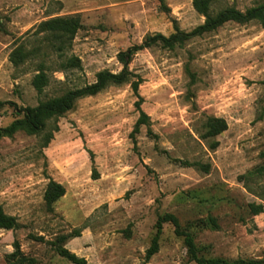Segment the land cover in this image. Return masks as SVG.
Listing matches in <instances>:
<instances>
[{
  "label": "rangeland",
  "instance_id": "rangeland-1",
  "mask_svg": "<svg viewBox=\"0 0 264 264\" xmlns=\"http://www.w3.org/2000/svg\"><path fill=\"white\" fill-rule=\"evenodd\" d=\"M193 1L0 0V129L17 119L15 107L35 108L94 84L102 71L120 73L118 55L148 36L193 32L205 23ZM259 5L264 0H217L212 11ZM74 16L82 29L65 56L79 58L83 70L57 72L59 42L39 27ZM21 48L32 55L15 64ZM40 63L51 82L42 95L32 85ZM129 69L143 80L142 110L150 117L136 145L130 136L140 114L130 84L78 101L39 135L0 142V206L20 225L0 230V264L15 239L39 264H72L53 243L75 232L80 237L66 248L88 264H143L168 214L193 236L200 258L264 264V211L251 214V205L264 209V175L251 177L264 168V27L227 23L184 47L156 45L137 53ZM212 119L227 130L205 139ZM51 182L66 194L48 207ZM148 264L197 263L167 223Z\"/></svg>",
  "mask_w": 264,
  "mask_h": 264
},
{
  "label": "trees",
  "instance_id": "trees-1",
  "mask_svg": "<svg viewBox=\"0 0 264 264\" xmlns=\"http://www.w3.org/2000/svg\"><path fill=\"white\" fill-rule=\"evenodd\" d=\"M217 0H194V9L205 18V23L195 29L191 33H184L176 29L175 33L170 37H165L161 34H155L148 36L142 45L130 48L127 52L120 53L118 55L119 62L123 65V70L114 74L109 71H102L97 74L96 82L91 85H86L83 88H77L65 92L62 96L49 99L40 102L35 108L18 109L15 107V114L17 119L8 127L0 129V142L3 139L13 138L18 133H25L29 136H36L43 133L46 128L54 121L62 118L65 114L71 112L76 107L78 101L91 98L99 95L106 89L112 86H122L130 84L132 91L138 101L135 104L137 111L140 114L138 121L131 134V139L136 145V136L140 133L142 127H147L150 124V117L142 110L143 99L140 96L139 90L143 83V80L134 75L129 66L133 60V57L140 51L150 49L153 46L160 45L165 49L174 50L176 47H184L190 40L198 37H202L205 34L214 33L223 27L227 23H236L245 25L253 21H258L264 27V5L247 10L246 12H240L233 8H228L217 14H213V6ZM82 29L81 18L78 16L69 18H57L51 21L45 22L40 25L39 33H45L48 36L59 42V45L53 48L60 56L61 61L58 71L62 73H68L71 71L83 70L81 60L75 56L67 58L65 51L70 44L74 41L77 33ZM38 33V32H37ZM36 34V33H34ZM32 53H28L21 48L16 56L13 57L15 64H24L30 59ZM16 57V59H15ZM50 68L45 63H40L37 68V73L34 76L32 85L38 94L42 95L45 90L50 86V77L48 71ZM5 103H0V108L4 107ZM207 132L204 135L205 139H212L219 136L222 132L227 130V124L221 119H212L208 121ZM57 130V129H56ZM52 137L50 138V140ZM218 148V143L215 142L212 145V149ZM264 175V168L258 170V173L251 175V177ZM66 194L65 189L54 182H51L45 195V201L48 207L58 202ZM264 211L262 205H251V214L258 216ZM172 224L175 228V234L179 238H183L185 245L188 249V254L192 261L197 264H262L256 260H206L198 256L197 247L193 236L190 233H186L181 230V225L178 218L174 215L168 214L161 217L157 223V232L152 239L151 246L146 252L145 262L148 264L150 260L159 252L160 238L163 231L164 224ZM20 228L18 220L14 217L8 216L2 206H0V230L15 231ZM80 233L75 232L71 236H62L56 242L53 243L54 251L61 258L67 260L72 264H88L83 258L77 257L71 253L67 248V242L72 238H79ZM38 240L42 241L41 238ZM14 252L6 256V264H39V262L28 255H26L22 249L19 240L15 239L13 243Z\"/></svg>",
  "mask_w": 264,
  "mask_h": 264
}]
</instances>
